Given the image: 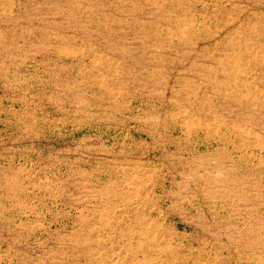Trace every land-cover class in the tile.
Masks as SVG:
<instances>
[{"label":"rangeland","instance_id":"1","mask_svg":"<svg viewBox=\"0 0 264 264\" xmlns=\"http://www.w3.org/2000/svg\"><path fill=\"white\" fill-rule=\"evenodd\" d=\"M0 264H264V0H0Z\"/></svg>","mask_w":264,"mask_h":264}]
</instances>
